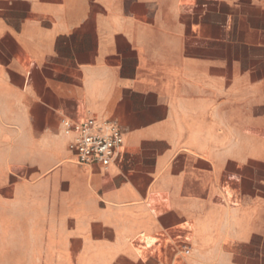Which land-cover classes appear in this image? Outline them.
<instances>
[{
  "label": "crops",
  "instance_id": "crops-1",
  "mask_svg": "<svg viewBox=\"0 0 264 264\" xmlns=\"http://www.w3.org/2000/svg\"><path fill=\"white\" fill-rule=\"evenodd\" d=\"M0 264H264V0H0Z\"/></svg>",
  "mask_w": 264,
  "mask_h": 264
},
{
  "label": "built area",
  "instance_id": "built-area-1",
  "mask_svg": "<svg viewBox=\"0 0 264 264\" xmlns=\"http://www.w3.org/2000/svg\"><path fill=\"white\" fill-rule=\"evenodd\" d=\"M62 126L64 134L74 138L70 148L79 165L107 168L120 159L124 150V134L116 122L90 117L82 120H63ZM190 233L188 230V234H179L176 238L175 247L181 250L184 256L191 254ZM139 244L142 247L146 245L141 241ZM162 253V247L160 251L155 250L157 255Z\"/></svg>",
  "mask_w": 264,
  "mask_h": 264
}]
</instances>
